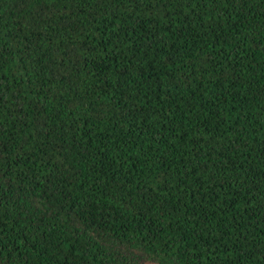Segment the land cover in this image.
<instances>
[{
    "label": "trees",
    "instance_id": "trees-1",
    "mask_svg": "<svg viewBox=\"0 0 264 264\" xmlns=\"http://www.w3.org/2000/svg\"><path fill=\"white\" fill-rule=\"evenodd\" d=\"M0 264H264V0H0Z\"/></svg>",
    "mask_w": 264,
    "mask_h": 264
}]
</instances>
